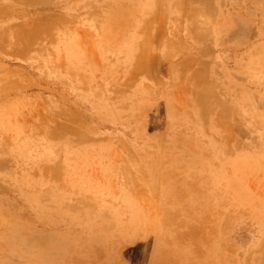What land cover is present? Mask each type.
<instances>
[{
    "label": "rangeland",
    "instance_id": "1",
    "mask_svg": "<svg viewBox=\"0 0 264 264\" xmlns=\"http://www.w3.org/2000/svg\"><path fill=\"white\" fill-rule=\"evenodd\" d=\"M0 264H264V0H0Z\"/></svg>",
    "mask_w": 264,
    "mask_h": 264
}]
</instances>
